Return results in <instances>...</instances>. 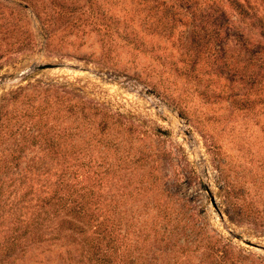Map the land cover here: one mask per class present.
Masks as SVG:
<instances>
[{
    "label": "rangeland",
    "instance_id": "374dc122",
    "mask_svg": "<svg viewBox=\"0 0 264 264\" xmlns=\"http://www.w3.org/2000/svg\"><path fill=\"white\" fill-rule=\"evenodd\" d=\"M217 1L0 0V264H89L61 175L117 264H264V39Z\"/></svg>",
    "mask_w": 264,
    "mask_h": 264
},
{
    "label": "trees",
    "instance_id": "16d2710c",
    "mask_svg": "<svg viewBox=\"0 0 264 264\" xmlns=\"http://www.w3.org/2000/svg\"><path fill=\"white\" fill-rule=\"evenodd\" d=\"M209 8L218 17L220 16L219 19L229 20L231 14L227 13L228 8L264 39V15H260V11L251 0H226L224 2L218 0L217 4ZM244 40L241 42L246 52L250 53L251 57L254 56L258 64L264 65V49H249L250 42ZM61 176L63 177L56 182V187L44 195L45 209L42 219L55 218L62 227L57 233V238L68 236L70 240L78 241L82 250L79 256L84 254L83 259L86 257L89 264H117L115 259L118 257L120 247L115 243L113 246L110 245L113 241H109L106 237L103 221H97L101 199L93 194L90 187L79 186V183L69 181L64 175ZM33 229L31 228V231ZM90 229L91 233L95 234L88 236L87 232ZM62 232L64 234L61 235Z\"/></svg>",
    "mask_w": 264,
    "mask_h": 264
}]
</instances>
